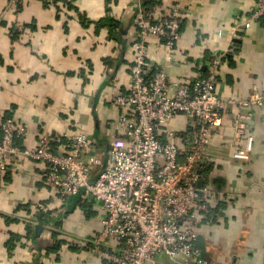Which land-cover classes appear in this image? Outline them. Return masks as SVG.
<instances>
[{
	"label": "crops",
	"instance_id": "0c3cea01",
	"mask_svg": "<svg viewBox=\"0 0 264 264\" xmlns=\"http://www.w3.org/2000/svg\"><path fill=\"white\" fill-rule=\"evenodd\" d=\"M145 1L26 0L13 6L0 0V115L28 129L17 139L20 146H35L44 133L63 143L66 134L87 132L104 161L94 179L110 149L130 143L115 125L121 112L115 98L130 89L135 18ZM175 1L162 0V6ZM180 1L190 12L174 56L169 60L152 39L150 61L165 62L174 80L187 79L205 74L213 52L226 50L217 90L234 101L204 151L201 186L208 191L202 198L210 213L199 218L195 245L209 264H264V102H237L264 94V16L247 28L256 0ZM247 110L254 149L250 159L239 160L234 151L245 138L238 139L234 123ZM188 122L179 114L168 123L179 144ZM43 168L30 158L8 160L0 191V264H115L92 250L105 216L102 203L82 191L58 192ZM168 260L158 256V264Z\"/></svg>",
	"mask_w": 264,
	"mask_h": 264
},
{
	"label": "built area",
	"instance_id": "2783aa9c",
	"mask_svg": "<svg viewBox=\"0 0 264 264\" xmlns=\"http://www.w3.org/2000/svg\"><path fill=\"white\" fill-rule=\"evenodd\" d=\"M25 1L10 0V4ZM188 12L180 0L169 7H163L162 0L139 6L131 43L130 89L115 98L121 109L115 125L131 141L110 149L96 178H92L93 170L104 161L93 151L87 132L66 134L63 143L60 137L44 133L35 146L23 147L17 139L25 137L28 129L0 115V191L9 158L43 163L44 178L58 192L82 191L86 198L102 203L105 216L92 250L115 264H158L162 253L170 261L165 264H209L195 245L199 218L210 210L202 198L208 187L199 183L210 136L219 128L223 111L234 102L217 90L226 50L213 52L205 74L180 80L171 77L165 62L154 65L149 58L155 39L172 59ZM263 16L264 0H256L244 26ZM237 102L242 107L260 105L264 94L257 91ZM179 114L189 119L181 144L175 140L177 132L168 126ZM251 116L250 110L240 111L235 119L238 139L245 138L234 151L239 160L250 159L254 149ZM58 142L61 149L56 150Z\"/></svg>",
	"mask_w": 264,
	"mask_h": 264
},
{
	"label": "trees",
	"instance_id": "16d2710c",
	"mask_svg": "<svg viewBox=\"0 0 264 264\" xmlns=\"http://www.w3.org/2000/svg\"><path fill=\"white\" fill-rule=\"evenodd\" d=\"M152 3H154V2H152V0H148V1H145L143 4H144V5H151ZM210 58H211V57H210ZM205 164H206V163H205ZM205 164L202 165V166H203V167H202V172L205 171V169H204V167H205L204 165H205ZM203 169H204V170H203ZM209 213H210V212H209Z\"/></svg>",
	"mask_w": 264,
	"mask_h": 264
},
{
	"label": "water",
	"instance_id": "95a60500",
	"mask_svg": "<svg viewBox=\"0 0 264 264\" xmlns=\"http://www.w3.org/2000/svg\"><path fill=\"white\" fill-rule=\"evenodd\" d=\"M199 184L202 185L203 184V181L201 180ZM198 240H202V238L199 237Z\"/></svg>",
	"mask_w": 264,
	"mask_h": 264
}]
</instances>
